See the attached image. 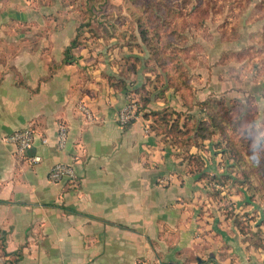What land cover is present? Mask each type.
Returning a JSON list of instances; mask_svg holds the SVG:
<instances>
[{"label":"crops","instance_id":"0c3cea01","mask_svg":"<svg viewBox=\"0 0 264 264\" xmlns=\"http://www.w3.org/2000/svg\"><path fill=\"white\" fill-rule=\"evenodd\" d=\"M41 7L0 0V260L264 264V248L244 242L214 205L206 224L198 220L201 210L188 213L185 198L194 192L189 186L185 194V187L191 183L197 193L200 181L149 122L117 123L127 91L147 78L142 63L124 66L123 75L120 67L93 64L74 50L64 64L73 28L49 25L50 10ZM176 97L168 89L165 100L147 106L182 112ZM59 124L66 128L61 147ZM27 126L33 142L19 154L3 138ZM35 155L40 162L31 164ZM54 164L71 167L74 180L50 181ZM200 190L196 202L205 198Z\"/></svg>","mask_w":264,"mask_h":264},{"label":"rangeland","instance_id":"374dc122","mask_svg":"<svg viewBox=\"0 0 264 264\" xmlns=\"http://www.w3.org/2000/svg\"><path fill=\"white\" fill-rule=\"evenodd\" d=\"M25 1L34 9L42 8V5L48 6L50 14L45 18L49 25L72 26L77 47L71 49L70 54L76 50V56L80 54L90 57L93 64L101 60L103 63L116 65L123 75L126 74L124 66L132 62L142 63L143 73L147 78L144 77L141 85L135 87L137 89L127 91L135 104V90L148 93L149 102L165 100L164 93L167 91L165 83L155 81V75L160 71L157 66L152 62H145L148 57L138 37V18L145 10L156 11L160 6L174 11L184 5L182 14L189 13L196 6L195 14L177 29L183 38L180 46L193 48L191 58L194 56L196 59L195 65L192 67L177 57L172 66H178L181 73L190 78L194 103L207 99L212 105L221 106L226 111L235 107L239 122L235 123L233 130H229L231 136L236 139L252 137L254 142L261 140L264 147V0ZM141 57L144 58L141 60ZM178 102L180 111L186 112L182 102ZM146 108V112H175L171 107L161 111L152 110L148 106ZM187 114H191L196 123L203 117L196 106ZM185 152L201 155L205 163L204 172L207 176L217 177V181L210 182V177L200 181L197 193L191 183L187 184L185 194L189 186L194 192L193 198L190 199L189 192L188 198H185L188 213L196 215V211L201 210L198 220L202 221L201 224H206L204 219L214 215L209 209L211 205L222 216L224 214L219 205L225 209L232 208L235 214L252 218L249 223L253 230L256 224L262 222L261 231L264 236V200L258 192L253 193L250 198L249 190L238 184L240 179L234 173L233 162L221 156L220 150H215L208 142L199 148L187 146L183 155ZM226 177L230 179L228 183L224 181ZM220 184L223 185L222 188ZM202 186L205 198L201 201V197L196 202V196H202ZM219 188L222 190L221 195L225 197L222 201L210 197L213 190Z\"/></svg>","mask_w":264,"mask_h":264},{"label":"trees","instance_id":"16d2710c","mask_svg":"<svg viewBox=\"0 0 264 264\" xmlns=\"http://www.w3.org/2000/svg\"><path fill=\"white\" fill-rule=\"evenodd\" d=\"M184 5L179 10L159 7L156 11L145 10L136 22L138 37L143 51L147 53L145 62H152L160 70L155 75V81L165 83V90L172 89L182 102L186 112H146L149 103L148 93H141V90L133 92L136 98V115L141 116L145 122H149V129L159 136L162 141L168 143L177 152L176 157L179 163H185L187 174L196 175L198 181L206 177L211 181H217V177L207 176L204 172L205 163L201 155L197 153L184 152L185 147H202L205 142L211 144L215 150H220L221 156L233 162L234 173L240 179L239 185H244L251 193H259L264 200V147L262 141H253L252 137L234 138L229 130L239 122L238 112L235 107L231 110H224L221 106L212 105L207 99L198 103L192 101L193 91L190 78L184 76L178 66H172L176 58L180 57L188 65L194 66L196 59L191 58L193 48L191 46L181 47L183 41L182 34L177 32L182 23L185 24L197 7L194 6L189 13L182 14ZM77 47L76 38L72 39L63 52V63L67 64L72 60L71 49ZM179 65V62L178 64ZM197 107L202 114V119L197 123L190 113ZM186 113V114H182ZM134 120L129 121L123 127L131 125ZM228 183L229 178H224ZM220 184V188H222ZM220 188L213 190L210 197L224 200ZM220 204V202H217ZM225 219H231L232 225L242 236V240L247 242L253 249L264 248V238L262 236V222L256 224L253 230L250 225L251 217L235 214L233 209L222 208ZM264 224V223H263Z\"/></svg>","mask_w":264,"mask_h":264},{"label":"built area","instance_id":"2783aa9c","mask_svg":"<svg viewBox=\"0 0 264 264\" xmlns=\"http://www.w3.org/2000/svg\"><path fill=\"white\" fill-rule=\"evenodd\" d=\"M126 103L125 105L118 111L117 113V123L119 126L123 127L131 120H136L138 116L136 115V104L133 100L130 99V95H126ZM80 110L83 113H86L84 107H81ZM87 115V114H86ZM88 116V115H87ZM66 135V128L63 124H59L58 126V145L62 146ZM4 142L13 144L17 148V152L22 154L24 151L28 150L33 142V131L27 126L25 128L16 130L9 135L3 138ZM45 142V140H44ZM29 162L31 164H36L40 162V157L38 155L32 156L29 158ZM48 178L52 182H59L62 180L73 181L75 176L71 167L64 164H54L51 166L48 172ZM0 264H4L2 260H0Z\"/></svg>","mask_w":264,"mask_h":264}]
</instances>
